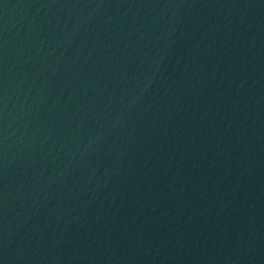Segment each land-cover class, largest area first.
Listing matches in <instances>:
<instances>
[{
	"label": "water",
	"instance_id": "95a60500",
	"mask_svg": "<svg viewBox=\"0 0 264 264\" xmlns=\"http://www.w3.org/2000/svg\"><path fill=\"white\" fill-rule=\"evenodd\" d=\"M0 264H264V0H0Z\"/></svg>",
	"mask_w": 264,
	"mask_h": 264
}]
</instances>
